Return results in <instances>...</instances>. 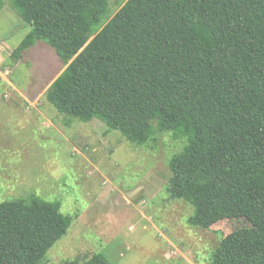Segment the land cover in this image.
<instances>
[{"label":"trees","instance_id":"1","mask_svg":"<svg viewBox=\"0 0 264 264\" xmlns=\"http://www.w3.org/2000/svg\"><path fill=\"white\" fill-rule=\"evenodd\" d=\"M66 65L45 91L66 122L101 120L138 145L185 137L167 162L166 190L188 224L243 225L210 264H264V0H7ZM5 0H0V9ZM72 217L34 193L0 202V264H40ZM69 264H112L100 252Z\"/></svg>","mask_w":264,"mask_h":264},{"label":"rangeland","instance_id":"2","mask_svg":"<svg viewBox=\"0 0 264 264\" xmlns=\"http://www.w3.org/2000/svg\"><path fill=\"white\" fill-rule=\"evenodd\" d=\"M124 0H108L113 14ZM7 0L0 9V202L34 193L59 200L72 217L40 264L81 262L103 253L112 264H210L223 236L244 224H188L192 206L169 196L167 162L185 143L169 130L143 145L98 118L66 122L46 99L65 68L43 41L11 52L29 31Z\"/></svg>","mask_w":264,"mask_h":264}]
</instances>
